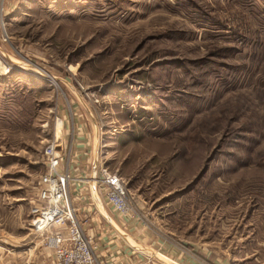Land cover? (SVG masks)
<instances>
[{
	"label": "rangeland",
	"instance_id": "374dc122",
	"mask_svg": "<svg viewBox=\"0 0 264 264\" xmlns=\"http://www.w3.org/2000/svg\"><path fill=\"white\" fill-rule=\"evenodd\" d=\"M0 63V264L51 262L53 140L74 206L122 180L133 259L264 264V0H0Z\"/></svg>",
	"mask_w": 264,
	"mask_h": 264
},
{
	"label": "built area",
	"instance_id": "2783aa9c",
	"mask_svg": "<svg viewBox=\"0 0 264 264\" xmlns=\"http://www.w3.org/2000/svg\"><path fill=\"white\" fill-rule=\"evenodd\" d=\"M44 155L46 172L39 179L38 205L31 211V226L36 232L46 233L44 246L52 253L50 264H101L96 255L98 246L87 234L86 227L96 217L94 196L119 217H129L133 212L122 180L101 164L99 176L90 178L94 191L87 185L90 179L79 181L87 184L75 191L77 206H74L69 196L71 177L67 169H61L63 158L56 140L45 148ZM88 189L90 194H85ZM86 197L88 210L83 215L80 204Z\"/></svg>",
	"mask_w": 264,
	"mask_h": 264
},
{
	"label": "crops",
	"instance_id": "0c3cea01",
	"mask_svg": "<svg viewBox=\"0 0 264 264\" xmlns=\"http://www.w3.org/2000/svg\"><path fill=\"white\" fill-rule=\"evenodd\" d=\"M75 156L77 158L79 157L78 154H75ZM73 163H75V162L72 161L71 164H68L66 167H64V170H66V169L67 170H69V169L73 170L71 168ZM74 187H75V191L79 190L78 184L74 185ZM94 198H95V202H96V203L94 202V205L97 209V212L95 213L96 217L94 218V221L91 224H88V226L86 227V232L88 235H91L94 238V242L98 246V252L96 255H97L99 262L101 264H130V262H131V264H143V263H140L139 258H136V260L133 259L134 253L132 251H130V249H128L129 246L126 245V244H129L131 246V243L133 240H131L127 234L124 235L119 230V229H121L120 227L125 228V226H128L127 223L124 224L126 221L124 222V220H123V224H121V222L118 220V219H120L119 216L115 212H113V210L110 207L103 204V202L100 198L98 199L95 196H94ZM86 199H87V197H86ZM86 204L87 203H83V204L81 203L80 204L81 211H83V215H85L86 211L88 210ZM92 213L94 214L93 211H92ZM118 224L120 225V227ZM116 232L117 233L119 232V234L124 238L125 241L123 240V238H120L121 241L118 243V240H117L118 236H117V234H115ZM135 239L140 240V237L136 236ZM130 241H131V243H130ZM133 244H134V242H133ZM131 247H133V246H131ZM163 247H164V244H163L162 248ZM146 255L149 257H152V256L148 255V253H146ZM154 255L156 257H158L159 259L161 258V261L166 263V264H169L170 262H172L168 258H166L160 254L154 253ZM170 258L175 260V256H173V255ZM181 264H190V263L188 262L187 259H185L184 261H182Z\"/></svg>",
	"mask_w": 264,
	"mask_h": 264
},
{
	"label": "bare ground",
	"instance_id": "6f19581e",
	"mask_svg": "<svg viewBox=\"0 0 264 264\" xmlns=\"http://www.w3.org/2000/svg\"><path fill=\"white\" fill-rule=\"evenodd\" d=\"M0 68H1V63H0ZM54 79L53 78H50V82L52 83V84H54L52 81H53Z\"/></svg>",
	"mask_w": 264,
	"mask_h": 264
}]
</instances>
